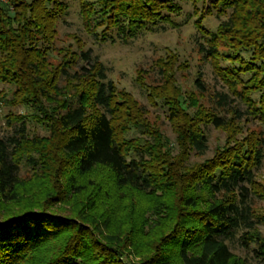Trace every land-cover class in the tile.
Wrapping results in <instances>:
<instances>
[{"label": "trees", "instance_id": "1", "mask_svg": "<svg viewBox=\"0 0 264 264\" xmlns=\"http://www.w3.org/2000/svg\"><path fill=\"white\" fill-rule=\"evenodd\" d=\"M183 1L79 0V13L96 41L126 42L145 32L177 27ZM207 1H192L198 15L195 25L204 38L197 43L198 52L212 61L228 87L213 92L215 107L233 115L228 119L193 103L192 97L187 105L173 96L167 117L200 154L208 149V136L200 128L204 120L215 127L248 116L264 123V0H210L206 12L199 10ZM68 13L65 0H0V83L12 87L2 101L27 110L6 115L11 133L0 136V202L17 197L22 163L18 151L36 146L42 163L47 156L58 160L56 153L61 152L80 172L100 165L118 186L164 198L177 195L174 212L185 225L165 246L173 245L183 264L235 263L226 240L240 229L241 244L264 264V238L255 228L264 217H256L252 206L256 173L264 162V136L224 147L204 163L186 162L183 151L174 153L159 126L148 120L144 107L117 89L90 47H56V23ZM212 14L226 18L216 30L202 22ZM161 66L168 85L173 70ZM195 85L201 92L208 90L201 75ZM28 120L45 124L50 135L30 137ZM38 160L32 159V165L39 166ZM56 216L27 206L0 213V264L120 263L114 254L90 251L92 241L84 235H72L73 244L58 242L72 225L63 226ZM53 242L59 244L54 256L37 260L42 246L53 253ZM160 264H171V257L162 256Z\"/></svg>", "mask_w": 264, "mask_h": 264}, {"label": "rangeland", "instance_id": "2", "mask_svg": "<svg viewBox=\"0 0 264 264\" xmlns=\"http://www.w3.org/2000/svg\"><path fill=\"white\" fill-rule=\"evenodd\" d=\"M65 1L69 4V13L56 23V47L69 51L90 47L105 65L108 78L117 89L132 96L144 107L148 120L159 126L173 146L174 153L183 151L186 162L204 163L218 152L221 153L224 147L236 146L237 142L258 134L264 136V123L258 118L248 116L242 120L231 119V126L221 127L204 120L200 128L208 136V149L200 154L190 149L168 120L169 106L174 102L170 97L173 96L174 99H184L187 105L192 97L193 103H202L210 111L228 119L233 115L228 109L215 107L213 92L228 90V87L224 85L212 61L198 52L197 43L204 41V38L195 25L198 15L194 13L193 0L183 1V12L176 17L180 23L177 27L145 32L126 42L106 43L96 41L85 29L79 13V0ZM209 2L199 10L206 12ZM223 19L226 18L212 14L204 17L202 22L210 30H216ZM161 65L173 70V78L168 85H165L164 76L159 72ZM199 75L208 86L205 92L198 90L195 85ZM11 88L8 83H0V136L11 133L6 121L9 111L27 112L22 106H10L2 101ZM27 126L30 137L45 138L50 135L43 123L28 120ZM35 150L36 146H30L18 151L17 156L22 163L20 182L16 187L17 197L0 202V213L25 206L51 211L61 218L63 226L72 225L71 229L59 235L58 242L73 244L72 235H84L91 239V245L95 248L89 247L90 251L114 254L121 264H160L161 257L166 255L171 257V264H183L175 256L173 245L165 246L178 227L185 225L180 214L174 212L177 195L164 198L160 193L154 196L136 188L118 186L110 171L100 165L88 172H80L73 161L61 152L56 153L60 157L58 160L47 156L44 158L45 163H42L43 158L38 160L39 153ZM32 159H37L39 166L32 165ZM256 180L258 187L255 189L257 194L252 197L253 211L256 217H264V162L257 170ZM202 195L205 196V193ZM255 228L264 238V223H257ZM242 231L240 229L233 238L226 240L235 257V263L232 264H261L253 252L241 244L239 235ZM58 245L53 242V253L49 252V247L38 248L37 260L54 256ZM105 264L111 263L107 261Z\"/></svg>", "mask_w": 264, "mask_h": 264}]
</instances>
